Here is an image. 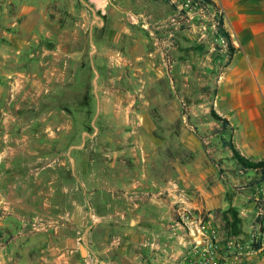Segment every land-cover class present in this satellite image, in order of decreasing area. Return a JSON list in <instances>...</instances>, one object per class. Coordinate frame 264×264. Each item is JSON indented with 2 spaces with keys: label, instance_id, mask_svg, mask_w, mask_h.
I'll return each instance as SVG.
<instances>
[{
  "label": "rangeland",
  "instance_id": "374dc122",
  "mask_svg": "<svg viewBox=\"0 0 264 264\" xmlns=\"http://www.w3.org/2000/svg\"><path fill=\"white\" fill-rule=\"evenodd\" d=\"M13 1L0 11V264H217L209 243L224 258L229 240L264 245V183L248 185L211 115L230 60L213 9L29 0L20 17Z\"/></svg>",
  "mask_w": 264,
  "mask_h": 264
},
{
  "label": "crops",
  "instance_id": "0c3cea01",
  "mask_svg": "<svg viewBox=\"0 0 264 264\" xmlns=\"http://www.w3.org/2000/svg\"><path fill=\"white\" fill-rule=\"evenodd\" d=\"M147 1L90 0L103 15L109 2L112 11L133 12L148 5ZM211 1L220 12L222 28L234 49L230 53L226 41L219 39V51L228 53L230 60L215 80V111L229 122L228 129L233 134L231 142L240 153L252 161H264V0ZM11 2L14 1L0 0V11L6 13ZM16 7L20 17L31 10L29 0H17ZM174 242L173 250L181 252V240L179 246ZM155 256L157 264H161V256ZM253 264H264V249Z\"/></svg>",
  "mask_w": 264,
  "mask_h": 264
},
{
  "label": "trees",
  "instance_id": "16d2710c",
  "mask_svg": "<svg viewBox=\"0 0 264 264\" xmlns=\"http://www.w3.org/2000/svg\"><path fill=\"white\" fill-rule=\"evenodd\" d=\"M170 7L175 10L176 6L171 3V0H164ZM193 4L198 5L199 8L206 10L207 6H211L214 11H218L216 6L211 0H191ZM218 35L222 37L228 46V51L230 53H233L234 49L230 46L229 38L227 33L222 28L221 22L219 23L217 27ZM213 119L218 122L220 125V131H227L229 127V123L225 118H221L220 116L216 115L214 112L211 113ZM221 143L223 147L229 149L231 153L232 160L234 161L235 165L238 167L240 173H248L253 172L254 173V180L252 183L248 184L250 187L254 185H259L264 183V161H252L245 156H243L240 151L234 146V144L230 140H224L221 139ZM217 168H219V165L216 162H212ZM258 205V204H257ZM264 205H262V208L259 206H256V210H258L257 215L254 219V227H258V232L261 234H264V215H260V210L262 211ZM256 248L260 247V244L255 245Z\"/></svg>",
  "mask_w": 264,
  "mask_h": 264
},
{
  "label": "built area",
  "instance_id": "2783aa9c",
  "mask_svg": "<svg viewBox=\"0 0 264 264\" xmlns=\"http://www.w3.org/2000/svg\"><path fill=\"white\" fill-rule=\"evenodd\" d=\"M184 6L186 8L191 9H200L201 11H204L203 9L199 8L198 5L193 4L191 0H185ZM207 9H212L211 6H207ZM206 9V10H207ZM214 11V10H213ZM217 15H219L220 12L214 11ZM220 17V16H219ZM218 23L214 27H218ZM215 33L217 34L218 31L215 29ZM219 39H223L218 35ZM224 40V39H223ZM167 47L170 48L168 45ZM165 57L167 58V63L171 65V61L169 56L167 55V50L165 51ZM260 215H262V212L260 211ZM203 230V231H202ZM202 230L200 231L201 235L205 238L204 240L211 241L214 239L215 242H217V235L216 232L212 228L205 229V223L202 227ZM260 236H262L264 240V234H261L258 232ZM264 243V242H263ZM227 249L231 251L232 256L230 258H224L220 257L218 252L215 250L216 246L211 245L209 243L208 248L210 250L211 258L216 257V260L218 261L217 264H253L254 262H257L259 260L260 254L262 250L264 249V245L259 248H256L255 246H245L240 244L239 242H236L235 240H229L227 242Z\"/></svg>",
  "mask_w": 264,
  "mask_h": 264
},
{
  "label": "water",
  "instance_id": "95a60500",
  "mask_svg": "<svg viewBox=\"0 0 264 264\" xmlns=\"http://www.w3.org/2000/svg\"><path fill=\"white\" fill-rule=\"evenodd\" d=\"M79 250H80V255H81V256L86 255V251H85V249H84L83 246H80Z\"/></svg>",
  "mask_w": 264,
  "mask_h": 264
},
{
  "label": "bare ground",
  "instance_id": "6f19581e",
  "mask_svg": "<svg viewBox=\"0 0 264 264\" xmlns=\"http://www.w3.org/2000/svg\"><path fill=\"white\" fill-rule=\"evenodd\" d=\"M123 100H124V99H123ZM120 108H121V107H120ZM114 109H115V108H114ZM113 111H114V110H113ZM115 111H116V110H115ZM115 111H114V112H115ZM116 113H117V112H116ZM117 114H118V113H117ZM115 117H116V116H115ZM114 121H115V120H114Z\"/></svg>",
  "mask_w": 264,
  "mask_h": 264
}]
</instances>
